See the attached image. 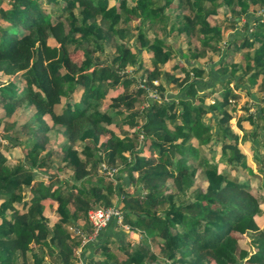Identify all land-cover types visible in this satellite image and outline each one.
<instances>
[{
	"label": "trees",
	"instance_id": "obj_1",
	"mask_svg": "<svg viewBox=\"0 0 264 264\" xmlns=\"http://www.w3.org/2000/svg\"><path fill=\"white\" fill-rule=\"evenodd\" d=\"M0 102L33 109L0 129V264L82 261L69 226L109 205L142 237L112 220L85 264H264V0H0Z\"/></svg>",
	"mask_w": 264,
	"mask_h": 264
},
{
	"label": "rangeland",
	"instance_id": "obj_2",
	"mask_svg": "<svg viewBox=\"0 0 264 264\" xmlns=\"http://www.w3.org/2000/svg\"><path fill=\"white\" fill-rule=\"evenodd\" d=\"M228 11L225 12V8L224 7H222V8L220 7L219 8V12H221V13H219L216 16V18L218 20H222L224 18V16H222V15L224 14V12L227 13ZM256 12H262V10L261 9H258ZM212 22H217V20H214ZM133 33L135 35L137 33V30H134ZM150 33L151 32L148 30L147 31V34L149 35ZM174 34L175 33L170 34L167 37V41H169V43H171V45L175 49H177V50L179 49L180 51L185 50L186 49V46H187V43L182 40V39H186L185 38V34H180L179 37H177ZM134 35H132V36H134ZM132 36H131V38H132ZM133 40L134 39H132V41ZM77 51L78 50H76V52ZM139 83L142 85V87H144V88L147 89V92H150V91H148L150 89V87H148L143 81H140ZM204 91H206V87L203 86V84L200 85V86H198V92L199 93H204ZM169 93H170V90H169ZM153 94H155V93H153V92H150L149 93L150 98L155 97V96H153ZM241 94L242 95L240 96V99H239L238 104H237V107L238 108L239 107H242L245 104V102H244L245 100H247L246 103H248V98H250L244 91ZM169 96H170V94H169ZM207 99L208 100H212V97H208ZM146 104H147V102L140 103L136 108L141 107V106L146 105ZM257 108L258 107L256 105L255 106L254 105H251V107H250V114L251 113L252 114H257ZM32 111H33V109L31 107L21 106V107L15 109L11 114H6L5 108L2 105V103L0 102V116H4L3 120L0 121V129H2V123H3L4 120L16 122L15 127L20 126L27 119V117L32 113ZM243 111H244V109H243ZM237 112H238V115L240 113H242L241 109H239ZM261 123H262L261 120H258L257 125H256V123L253 124V123L246 122L245 123V126H244V127H246L245 128L246 129L245 137L242 139L241 137H242L243 130H241V129H239V128L236 127V120L234 118L231 120V125L235 129H237V131L239 133V136H240V138H239V146H240V148H242L245 151V153L247 154L248 159L250 161H252L251 163H252V167L253 168H255L256 166H255V161H254V156H253L254 150L252 148L255 147L256 144H257V137L256 136H251L250 134H251V130L254 128V126L257 128ZM112 126L118 128L117 124H113ZM136 126H137V122L135 123V126L134 127H136ZM257 133H258V137L259 136L261 138L264 137V123L262 124L261 127L258 128ZM51 138H52L51 139V142H53L52 144H50L51 147H53L55 149H58L57 148L58 147L57 146V142L61 141L62 138L60 136H58L57 134H55V135L52 134ZM4 143H7V142H4ZM7 145H8V143H7ZM50 145L46 146V148H48ZM8 146H10V145H8ZM2 151H3V153L5 155H7V157L10 159V161H14L15 158L16 157L18 158V156H20V155L22 156V154H21L22 153V149H20V147L18 145H13V146L11 145V149L10 148H6V147L5 148H2ZM198 180H200V177L198 178ZM252 186H253L254 189H257V191H258V189L261 188L262 185H261L260 182H256V183H253ZM46 203H48V202L46 201ZM262 211H263L262 213L264 215V204L262 205ZM45 213L48 216L51 215V212H50V210L48 208L46 209ZM124 231H126V230L124 229ZM250 237L251 236L248 235L245 238V240L247 242L250 241ZM118 239L124 241V237L122 238V237L119 236ZM134 241H136V240L134 239ZM131 246L132 247H135V242L132 243ZM162 264H163V262H162ZM168 264H177V263H173L172 260H170V261H168Z\"/></svg>",
	"mask_w": 264,
	"mask_h": 264
},
{
	"label": "built area",
	"instance_id": "obj_3",
	"mask_svg": "<svg viewBox=\"0 0 264 264\" xmlns=\"http://www.w3.org/2000/svg\"><path fill=\"white\" fill-rule=\"evenodd\" d=\"M153 96H156L153 94ZM2 141H5L3 138L0 137ZM107 173L112 175L115 169H106ZM87 218L91 225V230H86L81 224H72L69 228L72 230L73 233L80 235L81 243L78 247L77 252L79 253L81 248L88 242L95 241L98 237L99 232L105 228L112 220L114 221L115 225L125 229L127 233L135 234L132 236L131 244L134 243L135 240H139L142 235L138 230H133L129 227L127 223L124 222V211L117 205H109L106 207H91L87 211ZM74 264H83V263H74Z\"/></svg>",
	"mask_w": 264,
	"mask_h": 264
},
{
	"label": "crops",
	"instance_id": "obj_4",
	"mask_svg": "<svg viewBox=\"0 0 264 264\" xmlns=\"http://www.w3.org/2000/svg\"><path fill=\"white\" fill-rule=\"evenodd\" d=\"M229 32V36L230 37H233L234 36V34H233V32L231 31V29L228 31ZM73 55V57L76 59V57H81V51H77L76 52V50L74 51V53L72 54ZM241 93H243V91H241ZM242 95V94H241ZM252 98H255V97H252ZM252 98H248V103H246V101L247 100H245L244 102H245V104L244 105H250V107H251V105H254L255 106V103H254V100L252 99ZM256 99V98H255ZM250 101V102H249ZM257 103H258V101L256 100V105H257ZM238 104V103H237ZM250 107H249V110H250ZM239 109H241V111H242V113L244 112L243 111V109H242V107H237V111L239 110ZM250 112V111H249ZM260 112V110H259V108H257V114ZM242 113H240V114H242ZM239 114V115H240ZM236 115H238V112L236 113ZM234 119L236 120V117H234ZM246 123V122H245ZM245 123L243 124V125H245ZM249 123V122H248ZM116 227H117V229H116ZM110 230V229H109ZM111 232V237L112 236H115V237H118L116 234H119L120 235V237H124L125 239H130L132 236H134L135 234H133V233H131V234H129V233H127V231H124V229H122V228H120V227H118V226H114V230H112V231H110ZM109 232V233H110ZM105 233H106V230H105V232H104V234H103V238H104V235H105ZM99 234H100V232H99ZM92 251V247H90L89 245H84L82 248H81V250H80V252H79V255H80V257H81V259H82V261H80L81 263H83V264H85L86 263V260L89 258V257H91V256H94L95 255V252L93 253V252H91ZM79 262V263H80ZM77 263V262H76Z\"/></svg>",
	"mask_w": 264,
	"mask_h": 264
}]
</instances>
